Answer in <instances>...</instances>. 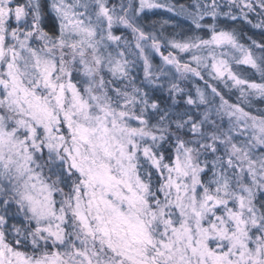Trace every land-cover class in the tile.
Returning <instances> with one entry per match:
<instances>
[{
  "label": "snow or ice",
  "instance_id": "snow-or-ice-1",
  "mask_svg": "<svg viewBox=\"0 0 264 264\" xmlns=\"http://www.w3.org/2000/svg\"><path fill=\"white\" fill-rule=\"evenodd\" d=\"M0 264H264V0H0Z\"/></svg>",
  "mask_w": 264,
  "mask_h": 264
},
{
  "label": "trees",
  "instance_id": "trees-1",
  "mask_svg": "<svg viewBox=\"0 0 264 264\" xmlns=\"http://www.w3.org/2000/svg\"><path fill=\"white\" fill-rule=\"evenodd\" d=\"M159 15H164L163 13H160Z\"/></svg>",
  "mask_w": 264,
  "mask_h": 264
}]
</instances>
